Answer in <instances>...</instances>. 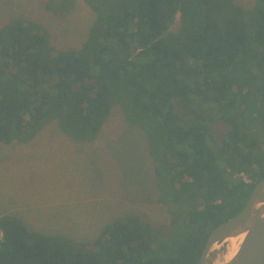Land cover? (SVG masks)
<instances>
[{"label": "trees", "instance_id": "obj_1", "mask_svg": "<svg viewBox=\"0 0 264 264\" xmlns=\"http://www.w3.org/2000/svg\"><path fill=\"white\" fill-rule=\"evenodd\" d=\"M84 1L95 18L78 46L58 48L23 18L0 27V143H28L55 119L92 142L118 108L146 136L168 235L127 215L75 241L6 213L0 264H198L211 230L264 179V0ZM75 5L46 0L57 15Z\"/></svg>", "mask_w": 264, "mask_h": 264}, {"label": "rangeland", "instance_id": "obj_2", "mask_svg": "<svg viewBox=\"0 0 264 264\" xmlns=\"http://www.w3.org/2000/svg\"><path fill=\"white\" fill-rule=\"evenodd\" d=\"M233 1L243 8L255 4ZM209 8L221 14L218 3ZM14 17L42 24L56 46L65 48L81 44L95 14L84 0H76L63 15L48 10L46 0H0V27ZM179 23L177 13L165 34L176 32ZM213 129L219 141L226 126L218 120ZM156 190L146 136L128 124L118 108L92 142L74 140L55 119L28 143H0V215L19 216L36 232L87 241L110 221L131 215L167 237L168 216L155 200ZM239 242L234 238L217 243V264L228 259Z\"/></svg>", "mask_w": 264, "mask_h": 264}, {"label": "water", "instance_id": "obj_3", "mask_svg": "<svg viewBox=\"0 0 264 264\" xmlns=\"http://www.w3.org/2000/svg\"><path fill=\"white\" fill-rule=\"evenodd\" d=\"M242 234L237 250L222 264H264V179L256 184L238 214L211 230L198 264H217V243Z\"/></svg>", "mask_w": 264, "mask_h": 264}, {"label": "bare ground", "instance_id": "obj_4", "mask_svg": "<svg viewBox=\"0 0 264 264\" xmlns=\"http://www.w3.org/2000/svg\"><path fill=\"white\" fill-rule=\"evenodd\" d=\"M243 237H244V235L242 234V235H239V236H238V237H236V238H238V239L242 240V239H243ZM233 239H234V238H229V239H226V242H233ZM237 248H238V245H236V246L234 247V250H237Z\"/></svg>", "mask_w": 264, "mask_h": 264}, {"label": "built area", "instance_id": "obj_5", "mask_svg": "<svg viewBox=\"0 0 264 264\" xmlns=\"http://www.w3.org/2000/svg\"><path fill=\"white\" fill-rule=\"evenodd\" d=\"M238 176H241L244 181L250 182V178L245 173L241 172Z\"/></svg>", "mask_w": 264, "mask_h": 264}]
</instances>
